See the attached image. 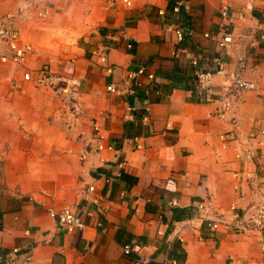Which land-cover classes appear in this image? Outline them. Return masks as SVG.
Masks as SVG:
<instances>
[{
  "label": "crops",
  "instance_id": "crops-1",
  "mask_svg": "<svg viewBox=\"0 0 264 264\" xmlns=\"http://www.w3.org/2000/svg\"><path fill=\"white\" fill-rule=\"evenodd\" d=\"M24 1L0 0V24L14 15L18 46L30 47L14 62L0 46V264H264V229L226 225L233 204L241 213L264 194V0H34L20 13ZM169 26L182 29L179 44ZM226 33L234 41L219 47ZM240 54L260 89L238 95L234 132L220 103L196 91L190 60L228 72ZM139 66L154 77H130ZM41 68L78 79L77 124L33 81ZM223 81L214 74L217 89ZM94 125L112 148L82 158ZM208 195L223 221L214 232L197 209ZM66 205L83 229L66 232L49 216Z\"/></svg>",
  "mask_w": 264,
  "mask_h": 264
},
{
  "label": "built area",
  "instance_id": "built-area-1",
  "mask_svg": "<svg viewBox=\"0 0 264 264\" xmlns=\"http://www.w3.org/2000/svg\"><path fill=\"white\" fill-rule=\"evenodd\" d=\"M127 4H130L128 0H124ZM181 3H176L175 10L179 9ZM34 0H25L24 6L20 8L19 12L26 8L35 6ZM228 5L225 2H222L220 7V14L222 17L228 16ZM20 12V13H21ZM19 14V13H18ZM13 16L7 14L6 18L10 21L8 23L0 24V46H6L11 52V58L14 62H21L25 53L29 50V46L25 45L23 48H19V30L14 25ZM168 29L172 31L175 35L176 44H179L183 39V31L178 26H169ZM205 37L212 38L214 37L211 33H204ZM260 39L264 38V33H261L259 36ZM234 41L232 33L223 34L220 39H217V44L219 47L225 48L228 45L232 44ZM255 39L252 40L255 44ZM128 47H131V43L127 44ZM181 49L176 47L173 56L176 58L179 56ZM100 59L102 60L103 67L107 73H112L114 67L108 65L106 62L105 51L98 53ZM217 58H214V63H217ZM193 67H195V77H196V91L202 95L205 102L218 101L220 103V108L217 111V114L225 118L229 116L232 122L233 131L237 129L238 118L234 114V103L238 98V95L245 89L248 90H257L260 89L259 80L256 79H247L243 76V68L245 62V56L243 54L238 55L232 69L228 72L224 68L216 67V69H201L199 68V59L193 57L190 60ZM216 73H221L224 76V81L220 84V89L216 88V84L213 82V76ZM146 75L148 79H152L154 74L152 72H146L143 66L137 67L135 70L129 73L130 77H136L138 75ZM24 79L31 80V73L28 71L23 74ZM33 81L36 85L46 86L53 89L56 96L58 97L62 107L67 112L64 120L72 124H77L81 120V107L79 104V81L74 77H67L63 75L54 74L47 68H41L36 73ZM107 89L110 91H119L113 84H108ZM217 89V91H216ZM260 97L264 100V91L260 92ZM261 134H264V130H260ZM102 135L99 133L98 126H93L92 136L89 141L81 148V156L84 158L90 150H101L105 148H112L110 145L104 146L102 143ZM224 141H227V133L222 134ZM261 142V140L259 141ZM124 161L119 162V165H122ZM234 188L239 189V185H234ZM89 191L94 190L93 185L88 186ZM232 209L234 210V217L231 222H227L226 225L232 230L237 232L247 231V230H259L264 229V194L256 195L253 197L249 206L244 209L241 213L236 212V207L233 204ZM213 208V196L208 195L201 201L197 202V209L199 212V217L207 222L209 229L214 232L218 229L223 221L220 218L214 217L211 214ZM48 214L52 217L57 226L64 229L66 232H75L83 229L85 223L83 219L68 205L63 206L59 209H49ZM264 250V243L262 245ZM124 253H129L131 250V245L126 244L123 247ZM20 253V249L17 247L12 248L11 257H15ZM25 260L29 261L31 254L29 252L24 253ZM175 260L166 259L164 264H174Z\"/></svg>",
  "mask_w": 264,
  "mask_h": 264
}]
</instances>
